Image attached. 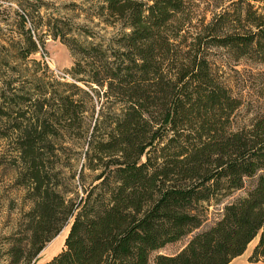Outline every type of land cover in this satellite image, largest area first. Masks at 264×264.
Instances as JSON below:
<instances>
[{
  "label": "trees",
  "instance_id": "1",
  "mask_svg": "<svg viewBox=\"0 0 264 264\" xmlns=\"http://www.w3.org/2000/svg\"><path fill=\"white\" fill-rule=\"evenodd\" d=\"M90 1L126 31L114 54L79 47L93 62L73 73L88 75L78 81L92 92L54 80L0 95V122L16 144V184L31 203L29 237L12 241L11 263L36 264L70 225L64 250L43 264H151L153 253L201 229L211 207L256 176L213 227L153 264H231L257 238L251 260L264 262V116L235 125L242 101L210 61L219 48L264 64V0H218L210 21H198L188 0ZM29 40L25 59L38 52ZM94 93L120 108L112 117L100 112L85 150ZM66 136L78 140L75 159L59 142ZM86 171L97 173L89 183Z\"/></svg>",
  "mask_w": 264,
  "mask_h": 264
},
{
  "label": "rangeland",
  "instance_id": "2",
  "mask_svg": "<svg viewBox=\"0 0 264 264\" xmlns=\"http://www.w3.org/2000/svg\"><path fill=\"white\" fill-rule=\"evenodd\" d=\"M188 1L195 9L198 21H210L218 14V0ZM104 7L102 2L90 0H0V95L3 91L13 95L10 89L15 88L16 94L22 95L42 82L49 85V81L54 83V80L76 82L91 93L90 86L78 81L80 78L87 80L88 75L76 76L73 73L78 64L86 66L93 62L79 53V47H96L111 55L119 50L118 39L126 32L121 22H115L107 15ZM30 37L38 52L25 59L23 55L31 47ZM99 53L97 60L103 55ZM210 61L220 80L242 101V107L234 118L235 125L245 126L255 117L264 116V64L246 58L235 61L226 50L219 48L211 49ZM94 94L85 115L89 129L87 139L81 140L85 143V150L100 112L112 117L119 113L120 108L118 101L106 102L103 99L100 102L97 93ZM59 142L69 146L67 156L78 157L72 149L78 143L75 136H66ZM15 157L16 144L12 132L7 123L0 122V264H12L8 250L13 240L20 239L26 243L29 237L26 214L31 203L25 199V190L16 184ZM96 175L86 171L87 183ZM257 178L247 179L243 190L235 192L224 204L211 207L209 219L201 229L153 253L151 264L158 255L178 254L195 234L213 227L224 206L244 198ZM76 184L79 185L78 179ZM69 230L70 225L45 247L34 263L49 262L61 253ZM258 242L259 238L255 239L245 254L231 264H264L263 261L251 260Z\"/></svg>",
  "mask_w": 264,
  "mask_h": 264
}]
</instances>
